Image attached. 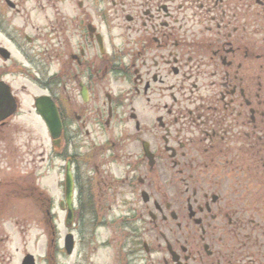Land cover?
Segmentation results:
<instances>
[{
    "label": "flooded vegetation",
    "instance_id": "obj_1",
    "mask_svg": "<svg viewBox=\"0 0 264 264\" xmlns=\"http://www.w3.org/2000/svg\"><path fill=\"white\" fill-rule=\"evenodd\" d=\"M63 1L73 14L57 9L45 27L39 71L55 70L37 83L63 123L55 159L73 174L72 254L264 264V0H107L115 16ZM43 210L59 264L55 212Z\"/></svg>",
    "mask_w": 264,
    "mask_h": 264
},
{
    "label": "rangeland",
    "instance_id": "obj_2",
    "mask_svg": "<svg viewBox=\"0 0 264 264\" xmlns=\"http://www.w3.org/2000/svg\"><path fill=\"white\" fill-rule=\"evenodd\" d=\"M12 1L17 4L16 8L10 7L6 0H0V44L13 52V62L16 65L0 56V68L6 70L4 78L19 93L23 101V111L12 121L0 124V264H22L26 252L43 259L48 247L50 229L44 226L43 208L49 205L50 198H54L55 202L62 196L63 173L56 165L51 170V164L47 165L52 141L31 104L33 96L44 91L36 82V77L50 78L55 70L54 64H48L45 71H39V68H45L42 67L44 57L39 55V49L41 50L45 42V32L51 33V28L45 27L51 23L50 20L56 21L57 9L63 11L64 15L73 14L72 6L69 7L68 2L63 0ZM91 1L94 3L93 12H101L106 8L110 15H116L114 7L108 8L111 2ZM120 8L118 12L122 14ZM126 9L129 10L130 7ZM127 12L133 14L135 8L132 7ZM25 33L34 37L33 43H28ZM13 39L17 46L22 44L29 48L28 57L32 58V64L24 60L16 45H12ZM21 64L25 66L24 72L19 69ZM57 162L58 159L55 160ZM53 211L56 212L58 238L59 234L63 238L67 231L62 220L63 213L56 205ZM76 232L81 239L87 235L81 229ZM106 236L101 233L97 238L101 241ZM84 248L86 251L87 247ZM84 248L79 246L73 256L59 255V264H89ZM109 250L110 248L98 246L91 253L90 263L106 264L110 257ZM38 264L47 262L41 261Z\"/></svg>",
    "mask_w": 264,
    "mask_h": 264
},
{
    "label": "water",
    "instance_id": "obj_3",
    "mask_svg": "<svg viewBox=\"0 0 264 264\" xmlns=\"http://www.w3.org/2000/svg\"><path fill=\"white\" fill-rule=\"evenodd\" d=\"M3 51L4 57L7 58L9 53H7L4 49H0ZM36 105L39 113L42 114L45 119L49 130L52 133L53 137L58 136L61 130V121L58 116V112L55 108L53 101L49 96H40L36 99ZM17 107L16 98L11 93L10 86L5 82L0 80V121L5 119L7 116L11 115ZM66 201L69 206V210L71 213V205H72V188H73V180L70 171H68L66 176ZM71 235L68 237V250H71ZM25 264H33L32 257L27 256L24 260Z\"/></svg>",
    "mask_w": 264,
    "mask_h": 264
}]
</instances>
